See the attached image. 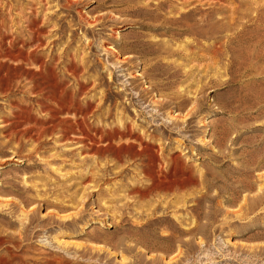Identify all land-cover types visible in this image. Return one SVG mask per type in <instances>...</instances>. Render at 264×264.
Listing matches in <instances>:
<instances>
[{
  "label": "rangeland",
  "instance_id": "374dc122",
  "mask_svg": "<svg viewBox=\"0 0 264 264\" xmlns=\"http://www.w3.org/2000/svg\"><path fill=\"white\" fill-rule=\"evenodd\" d=\"M158 1L0 0L3 47L25 39L50 71L45 111L0 95V234L19 240L0 264H264V48L226 42L264 27L239 10L179 33L147 17ZM154 175L189 180L145 190Z\"/></svg>",
  "mask_w": 264,
  "mask_h": 264
},
{
  "label": "bare ground",
  "instance_id": "6f19581e",
  "mask_svg": "<svg viewBox=\"0 0 264 264\" xmlns=\"http://www.w3.org/2000/svg\"><path fill=\"white\" fill-rule=\"evenodd\" d=\"M171 1V0H170ZM195 1V0H194ZM197 1V0H196ZM201 3V0H199ZM206 4H208L209 7L207 8H201L198 6H193L188 8L187 10H184L179 13H175V14H170L167 16L166 13L164 12V5H165V1H158V3L156 4L155 9H152L149 11L147 17L151 18V19H162L161 21L168 22L170 24L176 25L173 26L174 31H177L179 33H192V31L195 29H199L200 32H202V29L204 27H211V22L213 19L214 22L212 23H218L221 19H233V15L240 11H243V16L244 15H248V19H251L252 23L257 26L260 27H264V10H260V9H254V10H248L246 12V9L249 8H245L243 9H239L237 7L232 6L233 5V0H205ZM236 1V0H234ZM168 3V2H166ZM179 3V2H178ZM187 3V2H186ZM189 3V2H188ZM198 3V2H197ZM195 3V4H197ZM198 3V4H200ZM183 4V2L181 3ZM194 4V5H195ZM202 4V3H201ZM168 5V4H167ZM175 6V5H174ZM177 6V5H176ZM203 6V5H202ZM240 7V6H239ZM168 8V7H167ZM182 8V7H181ZM172 9V8H169ZM179 9V8H178ZM182 10V9H180ZM223 10H226L227 12H229V15L226 17L224 16H220V14L222 13ZM172 11V10H171ZM179 11V10H178ZM253 11V12H251ZM143 13V12H142ZM146 17V16H145ZM246 17V16H245ZM220 19V20H219ZM246 19V18H245ZM156 21V20H155ZM159 21V20H158ZM218 21V22H217ZM248 21V20H247ZM249 23V22H248ZM163 24V23H162ZM210 24V25H209ZM221 22H219V24L216 25H220ZM223 24V23H222ZM208 25V26H207ZM250 26V24H243L242 25V29L240 31L237 32V35L235 37L233 36H227V40L226 42H231L235 39H237L236 43H239L238 45H240L241 48H245L247 49L248 46L253 47V49H256V52H254V56L259 59L260 57H262V52L258 51L259 49L262 50V48H264V36L263 34L260 36H247V37H243V35H241L243 33V31L248 28ZM253 26V25H252ZM170 27V26H168ZM219 28V27H218ZM254 28V27H253ZM210 29H215V28H210ZM210 29H208V31H210ZM36 30V29H35ZM173 30V29H172ZM32 31V30H31ZM213 31V30H212ZM246 31V30H245ZM244 31V32H245ZM204 32V30H203ZM202 32V34H203ZM241 32V33H240ZM248 32V31H247ZM34 33V32H33ZM210 33V32H209ZM236 33V31H235ZM252 33V32H251ZM198 34V33H197ZM201 34V33H200ZM205 34V33H204ZM203 34V35H204ZM187 35V34H186ZM209 35V34H208ZM6 37L1 36L0 37V95H2V97L5 98H10L12 99V101H17L16 102V106L18 108H23L22 102L24 101L25 96H27L26 94L30 91L35 93V97L32 98L30 96H27V100H36V102L38 103L37 106L39 108V110L41 111H45L47 110L48 107V101H49V78H48V72L49 71V64L42 58V55L38 54L39 52H37L35 49L34 50H30V51H26L23 49V46L26 44H29V42H26L25 39L20 40L17 39L16 37L11 39H8L9 41L7 42V47H3V43ZM22 39V38H21ZM31 42L33 41H38L37 36H34L33 34L31 35V37L29 38ZM7 40V39H6ZM40 41V40H39ZM182 41V40H181ZM194 41V40H193ZM34 42V43H36ZM188 42V41H187ZM20 43V45L22 47H20L18 50H14V48L16 47V45ZM39 43V42H38ZM181 43V42H180ZM184 43V42H183ZM182 45H178L179 47H183ZM190 43V42H189ZM38 45V44H37ZM230 45V44H229ZM237 45V47H239ZM5 46V45H4ZM164 46V45H163ZM162 49L164 50L165 48ZM228 46V45H226ZM236 47V48H237ZM239 47V48H240ZM247 47V48H246ZM168 47H166L167 49ZM219 48V47H217ZM216 48V49H217ZM234 48V47H233ZM233 48H229L228 50L229 52L233 51ZM234 48V49H236ZM238 48V49H239ZM240 48V49H241ZM33 49V48H32ZM258 49V50H257ZM50 50V49H49ZM170 50V49H167ZM174 50V49H172ZM248 50V49H247ZM250 50V49H249ZM216 51V50H215ZM253 51V50H252ZM259 53H258V52ZM264 51V50H263ZM42 52V51H41ZM168 52V51H167ZM237 52V51H236ZM249 53H251L249 51ZM246 55V54H245ZM244 55V56H245ZM54 56V55H53ZM251 56V54H250ZM249 56V57H250ZM51 57V56H50ZM243 58V57H242ZM251 58V57H250ZM264 58V57H263ZM54 59V58H53ZM241 59V58H239ZM256 59V60H257ZM50 60V59H49ZM260 60V59H259ZM263 60V59H261ZM260 60V61H261ZM231 62V61H230ZM258 62V61H257ZM51 63V62H50ZM25 64H29V66H26ZM36 65V67L34 68L31 65ZM72 64V62H71ZM70 64V65H71ZM155 66V65H154ZM52 68V67H51ZM69 70V69H68ZM74 71V70H73ZM76 71V70H75ZM53 73V72H52ZM72 73V72H71ZM74 75V73H73ZM78 75V74H77ZM53 76V74H52ZM24 77V78H22ZM50 77V76H49ZM77 77V76H76ZM27 79V80H26ZM54 79V78H53ZM56 79V78H55ZM24 80H26L28 82V87L26 88V90H22L23 87H25V84L21 85V81L23 82ZM55 81V80H54ZM76 81L78 82V80L76 79ZM53 82V81H52ZM24 83V82H23ZM82 85V84H81ZM80 85V86H81ZM24 89V88H23ZM21 93L22 95L19 98H15V93ZM60 97V96H59ZM8 99V100H10ZM69 99H72L71 97ZM67 101V100H66ZM72 101V100H71ZM53 102V101H52ZM58 102V101H57ZM61 102V101H60ZM64 102V101H63ZM59 103V102H58ZM60 104V103H59ZM58 104V105H59ZM62 104V103H61ZM67 104V103H66ZM69 104V103H68ZM72 104V103H71ZM76 105V104H75ZM61 106V105H60ZM74 106V105H73ZM73 106L67 107V108H60L62 109V111L64 112H69L70 110H75L73 108ZM82 110V109H81ZM49 111V110H48ZM51 111V110H50ZM61 111V110H60ZM53 112L51 115V119H55L56 118V111H51ZM74 112V111H73ZM75 113V112H74ZM80 113V112H79ZM73 114V113H72ZM77 116V115H76ZM74 119V118H73ZM85 120V119H84ZM63 121V120H62ZM74 121V120H73ZM64 122V121H63ZM76 126L78 128L82 127V122L81 123H76ZM83 130V129H82ZM80 130V132L82 131ZM84 131V130H83ZM100 136V135H99ZM149 145V144H148ZM148 176V174L146 175ZM159 176V175H157ZM156 176L154 175L153 177L150 176L148 179L150 180L149 186L144 187V189L148 190L149 188H158V187H164L165 188H170L172 185H180L184 184L186 181L189 180L188 177H182V175L180 176H168V177H162V178H155ZM159 189V188H158ZM142 190V189H141ZM157 190V189H156ZM163 190V189H162ZM171 190V189H170ZM153 191V190H152ZM151 191V192H152ZM139 192V191H138ZM202 197V196H201ZM200 198V197H199ZM201 199V198H200ZM257 201V199H256ZM254 200V202H256ZM195 203V202H194ZM257 203V202H256ZM195 207H199L200 202H196L195 203ZM23 212L22 215L28 214V212H30V215H34L33 210L29 211L27 210V212H24L23 210L21 211ZM207 214V212H205ZM209 214V213H208ZM175 215V214H174ZM207 216V215H206ZM27 217V216H26ZM35 217V216H34ZM34 217H27L29 220V223L33 221L32 218ZM209 217V216H208ZM23 219V218H22ZM26 219V218H25ZM36 219V218H35ZM164 219H167L166 217H158L156 218L155 222H160L163 221ZM170 225L177 229V227L175 226L176 224H174L172 221H169ZM36 224V223H35ZM150 224V223H148ZM21 225V224H20ZM26 225V224H25ZM25 227V226H24ZM34 227V224L33 226ZM30 227H27V229ZM22 230V229H21ZM196 230L195 232L200 234V230L199 228L194 229ZM2 231V230H0ZM179 231V230H178ZM4 232V231H3ZM2 232V233H3ZM18 232V231H17ZM193 229H189L187 230L186 233H192ZM2 233L0 234V248L3 247L2 249L5 251V253L7 254H3V252H0V263L6 262L12 258L17 257V255H15L13 253L14 249L12 247H17V244H14L15 241H13V236H5L2 235ZM19 233V232H18ZM17 233V234H18ZM22 234H24L23 236H25L27 233L25 231L21 232ZM5 234V233H3ZM10 234V233H9ZM8 234V235H9ZM20 234V233H19ZM136 234V233H135ZM198 234V235H199ZM7 235V234H6ZM21 235V234H20ZM23 236H21L23 238ZM28 236V234L26 235ZM20 237V236H18ZM169 240H172L171 237H168ZM16 240V239H15ZM19 241V240H17ZM17 241L15 243H17ZM22 241V240H21ZM140 241V240H139ZM182 243L183 242H187V241H183L180 240ZM19 244V243H18ZM19 246V245H18ZM18 248V247H17ZM16 250V248H15ZM22 258V257H21ZM50 260V259H49ZM48 260V261H49ZM46 259V262H44L43 264H49L52 262H48ZM51 261V260H50ZM43 262V261H42Z\"/></svg>",
  "mask_w": 264,
  "mask_h": 264
}]
</instances>
